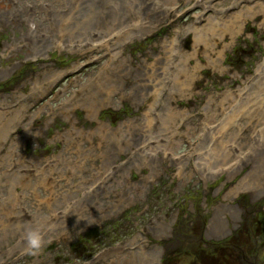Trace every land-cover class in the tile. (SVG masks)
Masks as SVG:
<instances>
[{"label":"rangeland","instance_id":"obj_1","mask_svg":"<svg viewBox=\"0 0 264 264\" xmlns=\"http://www.w3.org/2000/svg\"><path fill=\"white\" fill-rule=\"evenodd\" d=\"M22 1L34 0H14V4L21 8ZM44 1L52 7L62 4V0ZM114 1L122 5V13L128 12L131 1L143 5L138 0ZM141 1L160 4L152 8L160 13L155 17L157 21L145 18L133 22L139 24L135 36L128 33L129 26L123 31L113 28L123 38H107L102 45L94 44L87 58L81 52L65 50H55L35 60L25 57L24 48L12 54L4 43L21 33L0 22V52L7 54L0 56V71L11 68L0 78V112L10 111L7 120L20 123L31 119L24 127H7V123L3 129L0 127V139L4 138L0 143V264H123L122 259L132 264L139 253L153 251L158 252L157 264H264V188L255 193L249 188L257 178L264 183V149L255 148L258 137L264 136L259 132L264 127V0H244L239 5H229L231 0H209L214 8L223 10V15L216 17L212 26H205L196 47L194 29L214 17L208 4L203 10L200 0ZM166 2L171 3L166 6L171 9L164 15L160 7ZM88 8L91 6L76 15V20L92 21ZM245 10L249 17L242 16ZM234 15L239 16L234 22L242 20V24L239 32L230 36L225 25ZM148 23L151 27L147 31ZM171 38L176 40L174 54L178 58L188 55L185 66L196 76L181 89L166 73L168 87H162V81L159 89L154 86L147 94L142 86L143 72L155 76L146 71L150 64L152 71H161L163 65L168 70L164 64L167 49L162 46ZM214 60H218L217 67ZM115 63L127 71L124 82L109 95L98 94V99H113V103L98 107L93 119L77 106L75 118L89 123L84 128L92 126V131L101 121L108 132L114 130L118 137L121 130L129 128L123 122L136 120L147 128L141 119L152 116L158 132L172 135L180 143L172 150L166 147L163 154L157 152L156 160L139 157L135 163L142 165L128 166L122 176L113 178L106 192L99 190L75 204L68 199L70 190L84 177L89 179L84 190L93 188L90 174L101 166L103 144H98L101 140L97 143L95 134L92 141L82 137L83 153L72 148V154L91 170L83 175L73 176L63 169L61 178L54 174L44 184L34 167H26V163L41 155L38 164L42 167L47 159L61 152V136L65 134L62 125L66 119L75 123L70 114L57 113L62 110L61 103L85 84L91 89L108 84L104 74ZM73 66L77 68L61 73L43 95L37 96L32 88L37 70L56 67L59 71ZM137 72L141 85L133 78ZM227 93L233 96L222 101ZM24 103L27 107L18 120V112L13 109ZM40 104L44 105L35 111ZM245 104L247 107L238 112ZM151 108L155 114H150ZM170 108H175L176 113L167 126H173L174 131L162 125ZM37 132L41 133L35 138ZM17 151L25 159V167L35 175L31 177L33 182H27L26 190L9 183L12 177L5 173L14 166ZM130 152L119 153L118 160L116 152L110 151L111 163L129 160ZM177 166L182 167L179 175ZM116 186L124 194L127 188L128 194L114 197L111 190ZM237 187L240 189L235 193ZM11 196H17L15 202L21 203L27 213L20 226L24 228L25 222L42 225L44 246L37 254L26 249L17 231L14 234L17 221L9 220L15 216Z\"/></svg>","mask_w":264,"mask_h":264},{"label":"bare ground","instance_id":"obj_2","mask_svg":"<svg viewBox=\"0 0 264 264\" xmlns=\"http://www.w3.org/2000/svg\"><path fill=\"white\" fill-rule=\"evenodd\" d=\"M3 1L6 5H4V3L0 0V22L4 23L5 25H10L12 30L17 29L21 33L20 37H14L12 38V41L10 43L5 42L4 45H6L7 49L12 50V54H16L19 50H22L24 48L25 57L31 60L38 59L39 57H45L49 52L55 50H65L71 53L81 52V54H84V56L87 58V55L90 56L91 47L94 44L102 45V43L105 42L104 40H106L107 38H113L116 41H118L119 38H123L121 37L122 35L120 34V31L113 32V28L121 30L129 26L128 33H131L135 36L137 29L139 28V24L136 26L133 24V22L138 21V19L145 20V18H147L148 21L152 20L153 22H156L157 20L155 19V17L158 18L160 16V13H155L152 9L158 8L160 6L159 3L152 2L153 4H151L150 2V4H145L144 1L141 0H138V3H143V5L139 6L131 1L129 3L128 12L126 13H122V5L118 2H115L114 0H62L61 5L53 7L49 6L48 4L50 3H47L44 0L22 1L21 8L14 4V0ZM239 1L244 0H231L229 5H239ZM37 2L39 3L37 4ZM8 4H11V6L9 7ZM168 4L171 5V3L166 2L164 5H162V7H160L164 15H167L169 9H171L166 7ZM199 4L201 5V8L203 10H206L208 4L209 7L212 8L210 10H212L214 17H212L211 20L208 17V21L206 24H204L202 27L194 29V47H196L198 41H200V38L204 35L205 26H212L216 17L223 15V10H217L216 8H214V6L210 4L209 0H200ZM3 5L5 8L2 7ZM88 6H91V8L88 9L91 12L92 21L90 20L88 23L87 21L76 20V15L86 10ZM50 9L53 10V13L51 15ZM200 16L201 15L197 16V18H200ZM242 16L249 17V11L245 10ZM238 17L239 16L237 15L232 16L228 20V24L225 25L226 31L230 36L235 35L240 30L242 20L239 19V23L234 22V20H236V18ZM121 21L126 22L125 24H123V22ZM224 24H226V22H224ZM150 27L151 24L148 23L146 26L147 31L150 29ZM162 48L165 50L167 49V57L164 64L168 66V70L165 71V66L163 65L161 71L158 68L152 71V65L150 64L149 68L146 71L155 73V76L150 77V74L147 75L146 72H143L145 78L142 81V86L144 87L147 94L151 93L154 86L159 89L162 81V87L167 86L166 81H164V79L166 78V73L171 77L172 84L179 85L181 89H183V87L188 83H192V80L196 76V73L193 70H190L185 66V61L189 58V56L186 55L183 58H181L180 56V58H178L174 54V52L176 51V40L174 38H171L168 42H166L165 45L162 46ZM195 53L196 49L194 48V51L191 55L194 56ZM0 56H7V54L0 52ZM114 57L115 54L112 56V59ZM180 61H182V65L180 64ZM214 62L215 66L217 67L218 60H214ZM214 62L212 63L214 64ZM197 66L198 65H195L193 68L196 69ZM8 68L0 71V78H2L5 73H9L11 68ZM76 68L77 66H73L71 68L66 67L59 71H57L56 67L43 68L42 70L40 68L36 71L38 74L33 81L32 88L36 91V94H38L37 96H41L46 90H48L50 85H52L54 81L59 78L61 73H66L68 71L75 70ZM105 73L106 74L104 75L107 76L108 84H104L102 86L97 84L93 86V89H91L88 84H85L81 86L78 91L73 93L71 98H68L66 102L61 103L62 110L57 113H61L62 116H68L70 114L71 119H74L75 123L69 119H66L64 121L65 124H63L62 126L65 130V134H62L61 136V143L63 146L62 150L61 152L50 157L53 159H47L45 163L42 164V167H47V169L43 170L41 165L38 164L39 158L42 157L41 155L36 158L31 157V160L26 163V167H34V172L38 173L39 178L44 184H48L50 180H52V175L54 174H58L61 178L63 169H68L67 171L73 176L83 175L85 172H90L91 170L89 167H86L83 163L79 162L78 158H76L72 154V148H76V153L77 149L81 150V152L83 153L84 150L81 147L82 137L84 136L87 139L91 138L90 141H92L91 136L95 134L97 143L99 142V140H101V143L98 144H103V147L102 145H100L102 149L100 154L101 166L95 169L97 171L91 172L90 174L92 180L91 187L94 186L93 188H91L90 190H84V184L89 180L84 177L85 179L82 182L77 183L74 188L70 190L68 199L75 204H78L79 201H81L82 197L89 198L94 196V194L99 190L105 189L104 192H106V189L108 190L109 185H112L110 183L114 181L113 178L115 176H122L124 170L128 166L133 165L134 167H136L142 165L140 163H135L136 160L139 159V157L149 156V158H153L156 160L157 152L158 154L161 152L163 154L166 147H170V149L172 150L175 149V146L178 147L180 143V140L173 138L172 135H165L161 132H158L157 129H155V122L153 121L152 116H144L141 119L142 122H145L147 124V128L141 127V123L137 122L136 120L123 122L124 124H127L129 128L127 129V131L121 130L118 137L117 135L115 136L114 130L108 132L106 125L101 121L97 122L98 127H95V131H92V126L88 129H85L84 127H89L90 124L86 121H80L77 116V118H75V108L77 106L83 108L87 116L93 119L98 107L104 108L106 105H111L113 103V99H98V94L109 95L114 91V89L118 87L119 84L124 82L127 75V71L125 70V68L121 67L120 65H116V63L112 67L108 68ZM139 77L140 73L138 72L133 75L135 81L140 84V81L138 79ZM157 80L158 83L156 84ZM174 85H172L170 89H172ZM177 91L179 92V94H182V91L179 88L177 89ZM232 96V94L227 93L222 96L221 99L223 101L224 99L230 98ZM247 101L248 100L246 99L245 102L247 103ZM15 104L16 102L14 104H11L10 106ZM42 105L44 104L38 105L35 111H38V109H40ZM5 106L8 105L5 104ZM26 107L27 104L24 103L18 105L13 109L15 112H18V120L22 117L20 112ZM246 107L247 106L245 104L238 112L243 111V109H245ZM9 113L10 111L0 112V127L2 129L4 128V125L6 123L7 127H17L18 125L24 127L31 120L28 118L25 123H20V121L16 122L15 119L7 120V116ZM175 113V108L166 110L163 117L164 121L162 123L164 128L167 127L174 131L173 126H167V123L170 124L173 121V116L175 115ZM150 114H155L154 109L151 108ZM130 129L135 130L136 133L131 132ZM259 132H264V127L260 129ZM40 133L41 132H37L35 138ZM133 133L137 135H133ZM46 134L47 133H45V135ZM48 137L47 140L49 139ZM15 139H18V136ZM258 139L259 141L256 142L257 144L255 148L264 149V136L260 135ZM3 140L4 138H1L0 143H2ZM103 141H105L107 144L103 143ZM90 145L93 147L91 143ZM126 150H131L129 160L127 158L125 161H121L119 163H111L113 158H111V155H109L110 151L112 153L116 152L115 154L117 155L118 160H120L121 157H119V153H123ZM127 160L128 163L125 164ZM141 161L148 162L147 159H142ZM25 162L26 161L21 153L17 151L16 158L13 163L14 166L10 169L5 170V173L9 174L8 177H12V182L5 180V183L9 182L12 185L17 184L19 185V188H22L23 190H26L28 188V185H26L27 182H33L31 177L35 175L25 167V164H23ZM5 164H8V159ZM60 164L63 165V168L59 167ZM110 164H112L111 167H107ZM199 165H201V163ZM180 169H182V167L177 166V175H179ZM2 175L5 174L3 173ZM205 175L208 176L210 174L206 173ZM8 177L6 179H8ZM118 181L120 182V180ZM249 188L254 193L259 192L264 188V183L260 182L257 178L249 184ZM11 189L14 190V188ZM239 189L240 187H237L235 193H237ZM31 190L35 191V188L32 187ZM111 191L115 194L114 197H125V195L128 194L127 188L124 194L123 191L118 190V186L114 187V189ZM16 198L17 196H11L10 198V201L13 202L10 205L11 208H13V214L15 216L14 218L10 217L9 220L11 222L13 219L17 221L14 234L17 231L22 236L24 228L20 225L22 224V221H25V218L23 217H26L27 213L24 209H22L24 206H22L21 203L15 202L17 201ZM94 200L91 201L94 202ZM115 201L118 202L117 200ZM151 256L153 257V259H151ZM135 257L138 258V260L134 261L132 264H157L156 259L158 257V252L153 251L152 254L139 253ZM121 261L123 264H127L126 259H122Z\"/></svg>","mask_w":264,"mask_h":264},{"label":"clouds","instance_id":"obj_3","mask_svg":"<svg viewBox=\"0 0 264 264\" xmlns=\"http://www.w3.org/2000/svg\"><path fill=\"white\" fill-rule=\"evenodd\" d=\"M42 231V225L38 223L34 224L31 222H25L22 239L26 249L32 254H37L44 246V237Z\"/></svg>","mask_w":264,"mask_h":264}]
</instances>
